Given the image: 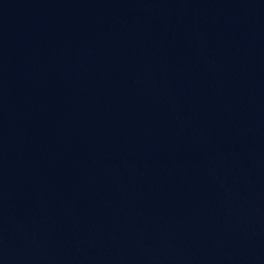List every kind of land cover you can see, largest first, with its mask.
I'll return each mask as SVG.
<instances>
[{"label": "water", "instance_id": "95a60500", "mask_svg": "<svg viewBox=\"0 0 264 264\" xmlns=\"http://www.w3.org/2000/svg\"><path fill=\"white\" fill-rule=\"evenodd\" d=\"M0 264H264V0H0Z\"/></svg>", "mask_w": 264, "mask_h": 264}]
</instances>
